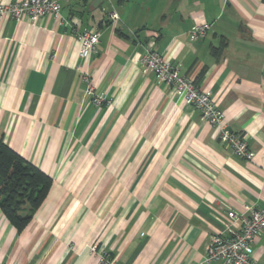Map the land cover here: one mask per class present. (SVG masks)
I'll list each match as a JSON object with an SVG mask.
<instances>
[{
  "label": "crops",
  "instance_id": "1",
  "mask_svg": "<svg viewBox=\"0 0 264 264\" xmlns=\"http://www.w3.org/2000/svg\"><path fill=\"white\" fill-rule=\"evenodd\" d=\"M198 22L210 29L192 40ZM82 30L100 33L88 58ZM151 39L211 93L252 160L143 71ZM0 138L53 180L22 232L0 209V264H100L92 245L117 264H225L205 258L227 210L264 206V0H73L60 18L3 20ZM253 248L264 264V231Z\"/></svg>",
  "mask_w": 264,
  "mask_h": 264
},
{
  "label": "built area",
  "instance_id": "2",
  "mask_svg": "<svg viewBox=\"0 0 264 264\" xmlns=\"http://www.w3.org/2000/svg\"><path fill=\"white\" fill-rule=\"evenodd\" d=\"M73 0H18L0 4V22L7 18L21 19L28 16L32 19L50 14L60 18L63 3ZM111 18H119L115 12ZM62 23L69 24L62 19ZM210 29V23L198 22L190 30L192 40L204 38ZM81 43V56L88 58L97 49L100 33L95 30H82L76 33ZM145 73H154L159 81L169 84L183 101L198 109L203 119L219 129V140L228 146L237 156L252 160L255 151L249 146L244 134L230 129L224 122L225 114L215 102L211 93L202 88L194 78L181 73L178 65L168 61L166 56L156 48L155 39L146 44L145 52L140 57ZM87 93L93 97L96 105L104 104L107 99L96 91L95 84L89 82ZM228 219L223 222L207 246L206 262L222 260L225 264H259L254 254V242L264 231V206L253 207L244 205L243 209L227 210ZM91 252L99 256L100 264H117L116 259L108 252L99 250L92 245Z\"/></svg>",
  "mask_w": 264,
  "mask_h": 264
},
{
  "label": "trees",
  "instance_id": "3",
  "mask_svg": "<svg viewBox=\"0 0 264 264\" xmlns=\"http://www.w3.org/2000/svg\"><path fill=\"white\" fill-rule=\"evenodd\" d=\"M52 183L49 174L0 138V209L19 232L28 226Z\"/></svg>",
  "mask_w": 264,
  "mask_h": 264
}]
</instances>
